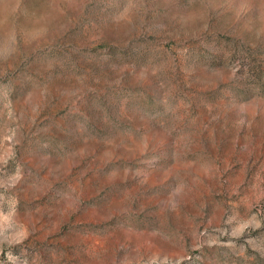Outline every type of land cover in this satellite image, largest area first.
<instances>
[{"label":"rangeland","instance_id":"obj_1","mask_svg":"<svg viewBox=\"0 0 264 264\" xmlns=\"http://www.w3.org/2000/svg\"><path fill=\"white\" fill-rule=\"evenodd\" d=\"M0 264H264V0H0Z\"/></svg>","mask_w":264,"mask_h":264}]
</instances>
